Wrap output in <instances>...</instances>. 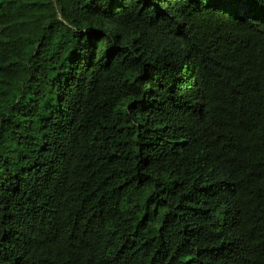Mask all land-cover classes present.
Returning <instances> with one entry per match:
<instances>
[{
	"label": "trees",
	"instance_id": "obj_1",
	"mask_svg": "<svg viewBox=\"0 0 264 264\" xmlns=\"http://www.w3.org/2000/svg\"><path fill=\"white\" fill-rule=\"evenodd\" d=\"M0 264H264V0H0Z\"/></svg>",
	"mask_w": 264,
	"mask_h": 264
}]
</instances>
